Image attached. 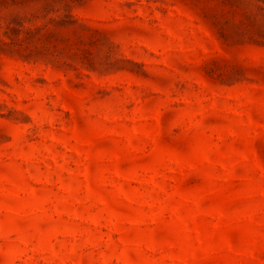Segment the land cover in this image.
<instances>
[{"label":"rangeland","instance_id":"rangeland-1","mask_svg":"<svg viewBox=\"0 0 264 264\" xmlns=\"http://www.w3.org/2000/svg\"><path fill=\"white\" fill-rule=\"evenodd\" d=\"M0 264H264V0H0Z\"/></svg>","mask_w":264,"mask_h":264}]
</instances>
